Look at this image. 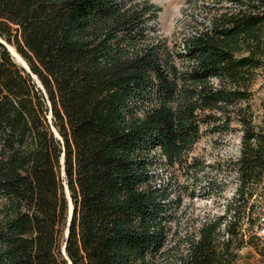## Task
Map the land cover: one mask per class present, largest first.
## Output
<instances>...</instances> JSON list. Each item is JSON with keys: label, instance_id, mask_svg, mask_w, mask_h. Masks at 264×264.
I'll return each instance as SVG.
<instances>
[{"label": "trees", "instance_id": "obj_1", "mask_svg": "<svg viewBox=\"0 0 264 264\" xmlns=\"http://www.w3.org/2000/svg\"><path fill=\"white\" fill-rule=\"evenodd\" d=\"M236 2L176 50L151 36L160 8L149 0H0V38L30 69L0 42V264H160L174 170L196 179L203 163L186 154L203 126L225 132L236 119L229 236L223 215L207 216L180 257L233 264L239 222L249 207L250 229L249 199L264 191V117L255 123L248 104L264 67V0Z\"/></svg>", "mask_w": 264, "mask_h": 264}, {"label": "rangeland", "instance_id": "obj_2", "mask_svg": "<svg viewBox=\"0 0 264 264\" xmlns=\"http://www.w3.org/2000/svg\"><path fill=\"white\" fill-rule=\"evenodd\" d=\"M160 8L155 20L150 21L151 36L163 38L170 48L181 49L183 36L196 34L206 29L217 10L238 8L236 0H149ZM218 8L217 10H215ZM217 83V79H214ZM251 98L248 104L254 113L255 123H262L264 117V67L257 70L251 83ZM240 136V124L236 119L230 121L225 132L211 131L202 128L199 140L187 152L186 159L202 161V169H196V179L186 174L184 169L174 170L171 198V230L166 245L168 253L160 264H180V257L187 254L186 236L195 234L202 218L221 211L226 196L240 184L235 181L234 166H227V159L233 155L234 145ZM177 168V167H176ZM162 182L169 183L173 169L168 166L158 167ZM217 181L221 189L209 190L208 183ZM255 193L264 200V191L256 188ZM245 218V217H244ZM243 218V219H244ZM242 223L245 222L242 220ZM248 225L242 233L239 247L233 242V264H264V244L255 235L248 233ZM222 240V239H221ZM179 245V248H171ZM172 249V250H171Z\"/></svg>", "mask_w": 264, "mask_h": 264}, {"label": "built area", "instance_id": "obj_3", "mask_svg": "<svg viewBox=\"0 0 264 264\" xmlns=\"http://www.w3.org/2000/svg\"><path fill=\"white\" fill-rule=\"evenodd\" d=\"M241 137H242V131L240 130V136L236 140V143L234 145L233 155L227 159V166L228 167L234 166L235 181L239 184H241V182H240L236 162L241 156ZM238 199H239V190L235 188L223 200V204L221 205L222 209L220 212H215L212 215H207L209 217H213V216L215 217L220 215H223L225 217L220 226L222 240L227 239L229 236L226 227L230 222L234 221L236 218V208H237ZM249 204L251 206L250 215L253 223L248 233L250 232L251 234L257 236L264 244V200L258 197L256 193H253L249 199ZM248 216H249V207L242 216V220L244 221L245 219V222L242 223L241 220L239 222L241 233L245 232L244 228L248 225ZM205 218L206 217H203L202 221H204Z\"/></svg>", "mask_w": 264, "mask_h": 264}, {"label": "water", "instance_id": "obj_4", "mask_svg": "<svg viewBox=\"0 0 264 264\" xmlns=\"http://www.w3.org/2000/svg\"><path fill=\"white\" fill-rule=\"evenodd\" d=\"M0 42H1L2 44H4V45L8 48V50L10 51V53L12 54V56L14 57L15 61H16L20 66H22L24 69H26L27 71L30 72V69H29L28 64L26 63V61H25L21 56H20V57L24 60V64L18 62V60H17V55L15 54V52L17 53L16 49H15L12 45L8 44L5 40H3V39H1V38H0ZM14 51H15V52H14ZM17 54H18V53H17ZM18 55H19V54H18ZM66 190H67V189H66ZM66 194H67V197L69 198V218H68V222H69L70 219H71L72 212H73V206H72V202H71V199H70V196H69L68 191H66ZM67 234H68V229H66V232H65V235H66V236H67Z\"/></svg>", "mask_w": 264, "mask_h": 264}, {"label": "bare ground", "instance_id": "obj_5", "mask_svg": "<svg viewBox=\"0 0 264 264\" xmlns=\"http://www.w3.org/2000/svg\"><path fill=\"white\" fill-rule=\"evenodd\" d=\"M14 52H15V51H14ZM15 54L17 55V60H18V62L24 64V60L20 57V55H18L16 52H15Z\"/></svg>", "mask_w": 264, "mask_h": 264}]
</instances>
